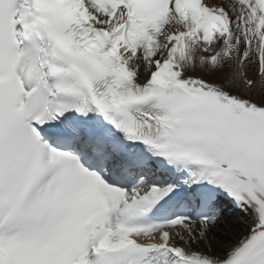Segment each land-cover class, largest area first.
Instances as JSON below:
<instances>
[{"label": "snow or ice", "instance_id": "6c2138e0", "mask_svg": "<svg viewBox=\"0 0 264 264\" xmlns=\"http://www.w3.org/2000/svg\"><path fill=\"white\" fill-rule=\"evenodd\" d=\"M0 264H264V0H0Z\"/></svg>", "mask_w": 264, "mask_h": 264}, {"label": "bare ground", "instance_id": "6f19581e", "mask_svg": "<svg viewBox=\"0 0 264 264\" xmlns=\"http://www.w3.org/2000/svg\"><path fill=\"white\" fill-rule=\"evenodd\" d=\"M221 3V0H216ZM225 219L217 221L216 226L212 227L208 234V240L212 251L222 254V251L229 245L234 244L245 230L243 215L225 216ZM221 232V234H217Z\"/></svg>", "mask_w": 264, "mask_h": 264}, {"label": "rangeland", "instance_id": "374dc122", "mask_svg": "<svg viewBox=\"0 0 264 264\" xmlns=\"http://www.w3.org/2000/svg\"><path fill=\"white\" fill-rule=\"evenodd\" d=\"M217 234H221V232L217 233Z\"/></svg>", "mask_w": 264, "mask_h": 264}]
</instances>
